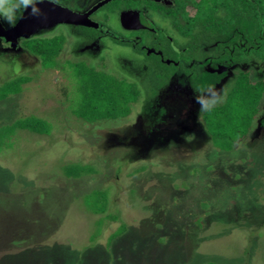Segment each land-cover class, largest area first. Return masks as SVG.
Segmentation results:
<instances>
[{"label": "rangeland", "instance_id": "374dc122", "mask_svg": "<svg viewBox=\"0 0 264 264\" xmlns=\"http://www.w3.org/2000/svg\"><path fill=\"white\" fill-rule=\"evenodd\" d=\"M98 1L56 3L80 12ZM127 3L111 4L99 16ZM113 19L110 26L122 35ZM84 35L57 26L34 36L48 42L65 37L55 70H42L35 55L11 51L0 39V89L31 78L0 102V130L35 117L50 131L15 130L0 151V264H264V125L256 119L253 132L226 153L213 146L202 120L225 102L240 69L211 92L192 96L187 86L188 96L170 94L168 84L151 79L155 72L146 65L152 58L109 36L89 53ZM66 61L136 83L141 100L132 114L103 127L75 118L69 80L74 70L67 64V72L61 70ZM251 72L253 80L264 78L256 68ZM79 164L98 173L67 178L65 168ZM92 190L107 194L106 214L89 210ZM121 224L127 230L109 242ZM44 231L50 235H40Z\"/></svg>", "mask_w": 264, "mask_h": 264}, {"label": "trees", "instance_id": "16d2710c", "mask_svg": "<svg viewBox=\"0 0 264 264\" xmlns=\"http://www.w3.org/2000/svg\"><path fill=\"white\" fill-rule=\"evenodd\" d=\"M123 1L127 3L128 0H117L107 6L122 4ZM133 1L132 4L129 1V6L139 8L140 3L145 4L150 11L159 12L177 33L188 39V43L184 46L185 52H182L178 58L180 66L176 69L173 67L171 69L173 72L168 69L163 72L174 73L183 66L184 72L188 75L190 72L186 68L195 60L193 68L196 69V73L188 78L195 94L211 91L225 76V74L220 76L207 72L205 68L209 64L211 68L221 65L240 69L226 93L225 102L208 109L202 117L213 146L222 152L233 151L253 132V124L264 109V79L253 80L251 77V68L264 70V0H172L171 7L145 0ZM17 20L18 18L15 23ZM77 29L83 30L88 38L96 34L93 30ZM157 34L160 37L164 36L160 30ZM64 43V37L60 40L54 38L49 42L33 37L22 40L19 47L39 58L42 70H55L60 67L58 58ZM162 47L163 52L174 53L169 41H165ZM66 64L74 70L73 78L69 79L72 83L70 109L72 115L85 124H99L98 127H103L102 124L120 125V122L132 114V106L141 100V91L136 83L89 67L84 62H66L61 68L63 72H67ZM167 76L168 74L162 82L160 80V84L163 85L167 81ZM30 81L29 77H21L5 84L4 89H0V102L17 95L21 86ZM48 128L45 121L35 117L18 121L9 128L11 130H0V151L5 140L10 138L15 130L48 135L50 132ZM143 169L146 170L144 167ZM208 169L211 171L212 168ZM97 173L92 165H71L64 170L65 176L74 180ZM92 194L95 196L93 203L90 199L86 203L89 210L94 215L106 214L108 199L105 191L92 190ZM108 219L116 220L111 216ZM197 219L199 220L196 221ZM197 219L195 224L202 229L204 223L201 218ZM56 225L57 223L55 227ZM126 230V225L121 224L117 232L111 235L109 242L124 234ZM40 235L48 237L50 233L44 231Z\"/></svg>", "mask_w": 264, "mask_h": 264}, {"label": "flooded vegetation", "instance_id": "af4514ba", "mask_svg": "<svg viewBox=\"0 0 264 264\" xmlns=\"http://www.w3.org/2000/svg\"><path fill=\"white\" fill-rule=\"evenodd\" d=\"M100 1H102V0H99L98 2H100ZM145 1L153 2L151 0H145ZM169 1L172 2L171 3L172 5H170V6L165 5L164 3H155V2H153V3L158 4V5H163L165 7L173 6V1L172 0H169ZM98 2H96L95 4H97ZM140 4H141V6L139 8H133L132 6H129V4L127 3L126 4L127 6L122 5L119 9H116V13L109 12L106 15V17L105 16H99L101 11L107 5L104 6L103 8L99 9L97 12L91 14V16H90V19L94 23L98 24L97 29L86 28V27H82V26H70V25H58V26H69V27H74L76 29L77 28H85V29L96 31V34L91 38H88L85 35L83 37V40L85 42L91 44V45H88V47H87V49H89V53L96 51L99 48V46L101 45V39L104 37H107V36L112 37L114 39V41H116L119 44H122V45L126 44L129 46L131 45V47H133L134 50L138 54H141L142 52H144L142 54H144L148 59L152 58L153 61L150 64L146 65L147 71H150L151 73L155 72V76L151 77V79H153L155 82H160L159 79L166 78V75L168 74L167 81L165 83H163V84H168V89L166 88V93H170V94L172 93L175 95L180 94V95L185 97V96H188V94L190 93L189 90H191V92H192L191 95L196 96L197 94L194 93L193 88L191 87V83L188 80V78H190L191 76H193L194 73H196V71H195L196 69L193 68L195 60L190 64V66L188 65L189 67L186 68L190 72L188 75L184 72L183 66L179 69V71L174 72V73L163 72V70H166V69L172 71L171 69H173V67L176 69L181 64L179 62L180 60L178 58L182 52H185L184 51L185 45L177 44L176 43L177 41H175V37H177V40L179 38H180V40H181V38L186 39L187 43H188V39L182 37L179 33H177L170 26L169 22L162 15H160L159 12L150 11V9L145 7V4H142V3H140ZM94 5H91L89 8L86 6L87 7V8L85 7L86 9L83 8L80 12L78 11V13H81V14L88 13L89 11H91V9L93 8ZM68 9H70V8H68ZM72 11H74V10H72ZM130 11L138 12V14H139L138 20L140 23V24L138 23L139 24L138 25L137 23H134L131 21L130 26H134V27L139 26V28L127 30L123 27V25L121 23V14L123 12H130ZM23 12H24V10L21 12L20 16L18 17L17 22L20 20ZM74 12H76V11H74ZM115 14H117V15H115ZM148 15H149V18H147ZM114 16H117V18H118L119 26H121V30L123 31L122 35H118V33L114 30V28H112L110 26L111 25L110 22H111V20L112 21L114 20L113 19ZM133 21H134V19H133ZM17 22L15 23V25L17 24ZM161 22H163V23H161ZM167 25H168V29H166ZM11 27H13V26H11ZM55 27H57V26H55ZM55 27H53V28H55ZM7 28H10V27H7ZM157 29L162 32V34L164 35L163 37L158 36V34H157L158 30ZM167 30H170L169 31L170 33H167ZM1 40H3V39H1ZM21 41L22 40L19 41V44L16 48H12L9 43H7L6 41L3 40V42H5L9 45L11 51L12 50L15 51V50L19 49ZM165 41H169L170 45L174 48L173 54H167L166 52H163L162 46L165 44ZM65 44H66V41L64 43V46H65ZM157 45L159 47H157ZM206 52H208V51H206ZM66 62H70V61H66ZM72 63H74V62H72ZM205 69L207 70V72H209L211 74H217L220 76L225 74L222 81L226 78V75L229 74L231 70H233L229 67L221 66V65H218L216 68H211V64H209V66H207ZM259 73H264V70L260 71ZM156 77H158V79ZM262 79H264V78H262ZM262 79H260V80H262ZM222 81H221V83H222ZM161 82H162V80H161ZM180 83L182 85H179ZM176 86H180L183 89L178 90ZM187 86L190 88L189 90L187 89ZM211 91H213V89ZM263 108H264V102H263ZM262 111L263 112H261L257 118V119H261V122L259 125H261V124L264 125L263 124L264 114H262V113H264V109H262ZM165 112H166V110H165ZM262 129H264V128H262Z\"/></svg>", "mask_w": 264, "mask_h": 264}, {"label": "water", "instance_id": "95a60500", "mask_svg": "<svg viewBox=\"0 0 264 264\" xmlns=\"http://www.w3.org/2000/svg\"><path fill=\"white\" fill-rule=\"evenodd\" d=\"M114 1L117 0H102L95 4L91 11L81 14L57 3H51L49 0H44V2L36 4V7L40 10L37 15H31V9L24 11L20 20L13 27L7 28L3 25L2 21H0V39L9 43L12 48H16L20 40L31 39L39 31L48 30L58 25L82 26L97 29L98 24L90 19L91 14ZM151 1L155 3H164L168 6L172 5V2L169 0ZM138 16V12L135 11L123 12L121 14V23L123 27L127 30L139 28V26H130L131 21L137 24L139 23Z\"/></svg>", "mask_w": 264, "mask_h": 264}, {"label": "clouds", "instance_id": "9594fccd", "mask_svg": "<svg viewBox=\"0 0 264 264\" xmlns=\"http://www.w3.org/2000/svg\"><path fill=\"white\" fill-rule=\"evenodd\" d=\"M44 0H0V21L8 23L10 26L15 25L17 13L23 9L28 11L31 9V15L39 13L37 3H42ZM51 3H56V0H49Z\"/></svg>", "mask_w": 264, "mask_h": 264}]
</instances>
